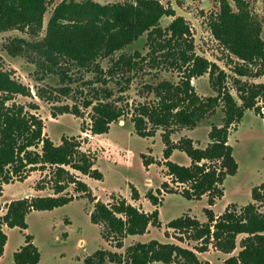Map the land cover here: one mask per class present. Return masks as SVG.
I'll list each match as a JSON object with an SVG mask.
<instances>
[{"label": "trees", "instance_id": "obj_1", "mask_svg": "<svg viewBox=\"0 0 264 264\" xmlns=\"http://www.w3.org/2000/svg\"><path fill=\"white\" fill-rule=\"evenodd\" d=\"M49 1L0 0V32L19 29L34 38L31 41L14 38L5 45L6 52L10 56H28L45 72L63 77L67 75L65 67L68 65L98 68V59L111 58L146 35L151 61L180 71L182 77L176 84L163 80L151 86L158 103L154 107L142 106L137 110L132 119L135 132L141 137H149L156 129L162 128L163 156L168 175L177 183L189 184V190L183 193L187 198L208 194V204L212 206L216 198L223 196L220 184L226 176L236 174L238 169L233 147L228 144L230 127L241 121L246 110L261 112L256 100L264 101V82L235 80L241 101L238 104L223 87L225 74L218 72L217 64L195 53L193 36L186 20L176 16L172 7H165L159 0H126L109 4L94 0H62L53 10L44 36L37 38ZM233 1L236 9L230 0H219V11L210 21L211 33L228 52L243 62L236 67L239 75L259 77L264 74L261 23L251 14L245 0ZM164 16L174 17L166 28H162L160 22ZM135 65L138 64L130 56L121 54L112 64V69L128 73L134 70ZM250 66L258 69L252 72ZM206 73L217 94L203 101L195 93L191 80ZM0 93L3 95L0 102V179L5 184H9L12 178L21 181L37 166L49 165L56 168L59 177L70 180L78 191L92 197L87 184L64 169V166H69L83 175L102 180V173L93 168V160L79 151L80 143L75 138L63 137L56 145L44 135L41 118L26 114L22 106L6 105L13 95L27 96L30 91L8 71L1 69ZM38 93L42 96L41 90ZM109 97L106 93L104 98L96 96L84 102V107H91V131L94 134L107 133L110 125L123 116L120 107L105 102ZM219 103L223 104V124L211 127L206 147L195 146L190 137H182L175 142L171 140L172 131L196 127L214 113ZM62 111H69L68 106ZM175 150L184 152L191 164L185 166L171 161L170 156ZM62 190L63 187L58 186L57 192ZM148 197L153 205L158 204V199L151 192ZM251 197L252 202L242 209L228 206L217 217L211 209H206L205 223L189 216L170 221L169 228L183 230L191 239L201 241V246L195 250L151 240L129 246L125 258L98 250L88 256L84 264H105L107 254L111 262L126 264H203L199 253L208 251L209 247L225 255L232 253L239 235H244L239 252L226 257L224 264H264V182L253 187ZM133 198L138 199L136 190ZM70 201L71 197L59 195L10 201L6 213L0 217V257L8 239L3 226L26 229V216L30 212L53 210ZM90 219L95 224H104L109 234L120 238L143 235L150 225H160L157 209L146 213L125 200L112 206L97 201ZM40 259L38 248L27 235L25 245L13 255L14 264H38Z\"/></svg>", "mask_w": 264, "mask_h": 264}, {"label": "rangeland", "instance_id": "obj_2", "mask_svg": "<svg viewBox=\"0 0 264 264\" xmlns=\"http://www.w3.org/2000/svg\"><path fill=\"white\" fill-rule=\"evenodd\" d=\"M61 1L50 0L47 4L43 27L37 38L44 36L47 22ZM94 1L109 4L126 0ZM159 1L165 7H172L176 16H182L186 20L193 36L195 53L217 64L218 72L225 74L223 87L232 94L238 104H241V101L235 80L264 82V74L259 77L239 75L236 67L241 66L243 62L228 52L212 35L210 21L219 11V0ZM245 1L251 14L261 23V37L264 40V0ZM230 4L236 9L233 0H230ZM173 19L174 17L169 16L162 17V28H166ZM14 38L30 41L34 39L26 31L19 29L0 32V69L8 71L14 79L27 86L30 95H13L6 105L22 106L26 114L41 118L44 135L56 145L61 143L63 137L75 138L80 143L79 151L93 160V168L98 169L103 177L102 180H96L64 166L70 175L87 184L92 197L78 191L70 180L59 177L56 168L49 165L37 166L21 181L12 178L9 184H5L0 179V217L6 213L10 201L15 199L57 195L72 198V201L62 207L30 212L26 216V229L3 226L8 239L0 257V264H14L13 255L25 245L27 235L31 236L32 242L40 252L41 259L38 264H84L85 259L98 250L125 258L129 246L151 240L174 243L195 250L201 246V241L191 239L183 230L169 228L170 221L189 216L205 223L206 209H211L217 217L228 206L240 210L252 202L253 187L264 182L262 99L256 100L261 112L246 110L241 121L230 127L228 144L233 147L238 169L236 174L226 176L219 186L223 190V196L216 198L210 206L208 194L200 198H187L183 193L189 190V184L177 183L168 175L163 156L165 144L162 128L156 129L154 135L149 137H141L135 132L132 119L138 113L137 110L142 106L154 107L158 103L151 86L163 80L176 84L182 77L180 71L151 61L146 35L111 58L98 59V68L92 66L85 69L68 65L65 67L67 75L63 77L45 72L28 56H10L5 50V45ZM121 54L130 56L133 62L138 64L133 67L134 70L124 73L112 69V64ZM250 68L252 72L258 69L257 66ZM191 83L195 93L203 101L217 94L208 73L192 78ZM39 90L42 96H39ZM106 93L110 97L105 102L120 107L123 116L110 125L107 133L94 134L91 131V107H84V102L93 100L96 96L104 98ZM2 99L3 95L0 93V102ZM65 106H68L69 111H62ZM75 109L78 112L74 111ZM223 116V104L219 103L214 113L199 122L196 127L176 129L170 133V138L175 142L182 137H190L195 146L204 148L209 143L211 127L221 126ZM170 160L185 166L191 164L190 158L179 150L173 151ZM58 186L63 187L61 192H57ZM135 190L138 199L133 198ZM150 192L158 199L157 205H153L148 197ZM120 200H125L146 213L157 209L160 225H150L143 235L120 238L109 234L104 224L91 221L90 214L97 201L112 206ZM242 238L244 235L238 236L237 247L232 253L225 255L209 247L208 251L198 254L200 261L203 264H224L226 257L239 252ZM106 257L105 264H126L111 262L108 254Z\"/></svg>", "mask_w": 264, "mask_h": 264}]
</instances>
